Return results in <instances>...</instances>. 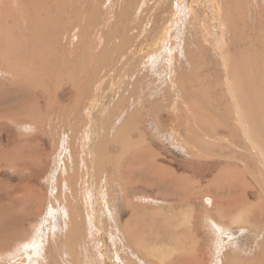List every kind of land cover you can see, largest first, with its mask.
I'll use <instances>...</instances> for the list:
<instances>
[{
  "label": "rangeland",
  "instance_id": "rangeland-1",
  "mask_svg": "<svg viewBox=\"0 0 264 264\" xmlns=\"http://www.w3.org/2000/svg\"><path fill=\"white\" fill-rule=\"evenodd\" d=\"M0 103V264H264V0H0Z\"/></svg>",
  "mask_w": 264,
  "mask_h": 264
},
{
  "label": "bare ground",
  "instance_id": "bare-ground-1",
  "mask_svg": "<svg viewBox=\"0 0 264 264\" xmlns=\"http://www.w3.org/2000/svg\"><path fill=\"white\" fill-rule=\"evenodd\" d=\"M11 34V33H10ZM42 54V53H41ZM36 56V55H35ZM2 58H3V56H2ZM19 69V68H18ZM6 88V87H5ZM11 91V90H10ZM20 91H17V90H15V89H12V93L13 94H18ZM12 93H11V95H12ZM21 93V92H20ZM5 94H6V92H5ZM11 95H10V100L12 101V102H15V98H14V96L13 97H11ZM7 97V96H6ZM16 97V96H15ZM39 99V98H38ZM241 99H242V96L240 95V98H239V102H237V104L238 103H240L241 102ZM5 100V99H4ZM24 102V101H23ZM27 103V102H26ZM1 104V103H0ZM3 104V103H2ZM29 104H30V102H29ZM11 105V104H10ZM19 105H21V104H19ZM15 106V105H14ZM21 106H23V105H21ZM26 107V106H25ZM34 107V106H33ZM8 108H10V107H8ZM10 109H13V106H12V108H10ZM16 111L19 109V106H17L16 105V107L14 108ZM246 110H248V112H249V109H246ZM2 111V110H1ZM0 111V120L1 119H3V117L4 116H7L11 121H14V120H16V119H14V116H13V111H11V115L9 114V110L7 109V108H5V112L6 113H4V112H1ZM247 112V111H246ZM245 111H244V113H246ZM15 113V112H14ZM243 113V111H242V109H240L239 108V110H237L236 111V115H237V117H238V120L242 117V116H245V114ZM247 114V113H246ZM248 115V114H247ZM190 116V115H189ZM249 116V115H248ZM246 117V116H245ZM37 118V117H36ZM35 118V119H36ZM244 118V117H243ZM12 119H14V120H12ZM246 119V118H245ZM262 122H263V120H261V119H255V121H254V125L253 126H249L248 124V126L246 125V120H239V123H240V125H241V128H240V133H241V136H244L245 138H246V140L248 141L247 143H249L250 144V146H251V148H253V150L255 149L256 150V153L258 154V156H259V158H260V160H261V162L264 164V150L263 149H261L260 147V144L258 143V142H255L254 141V139L252 140V138H250V136H249V128L248 127H253V128H255V127H258V125L259 126H261V124H262ZM264 123V122H263ZM226 132H227V130H226ZM3 133V132H2ZM230 134V133H229ZM229 134H227V135H229ZM199 135V134H198ZM216 135H217V133H216ZM248 136V137H247ZM263 135H261L260 137H262ZM229 137V136H228ZM12 142V141H11ZM13 142H14V140H13ZM19 142V141H18ZM30 142V141H29ZM35 142V141H34ZM37 142V141H36ZM26 143H28V142H26ZM8 143H2V142H0V158L2 159L1 160V162H0V165H1V167L2 166H6V165H11V166H9L8 168H13L12 166L13 165H16V163L19 165V163L21 162L22 163V161L24 162H29V164H30V166L33 168V169H35V168H37L39 165H40V162L33 156L34 155V151L33 150H35V149H37V147H38V145H37V147H35V148H33L32 149V151L30 152V154L29 155H27V156H25V155H23L21 158H18V156L17 155H15V157H14V154L13 155H11V152H12V150H11V147L13 146H11V145H7ZM11 144V143H10ZM13 144V143H12ZM32 144V143H31ZM26 146V145H25ZM30 146V145H29ZM260 146V147H259ZM20 147H22L21 145H20ZM247 147V146H246ZM211 148V147H210ZM12 149H14V148H12ZM20 149V148H19ZM248 150V149H247ZM19 151V150H18ZM17 151V152H18ZM134 151V150H133ZM14 152H16V151H14ZM249 152V151H248ZM16 154V153H15ZM137 154V153H136ZM139 154V153H138ZM212 154V153H211ZM251 155V154H250ZM250 155H248L249 157H251ZM19 156H20V154H19ZM135 157H136V155H134ZM14 157V158H13ZM17 157V158H16ZM16 158V159H15ZM133 158V157H132ZM225 158V157H224ZM255 158V157H254ZM253 157H252V160L254 159ZM235 161H236V159H234ZM149 161V160H148ZM161 161V160H160ZM149 162H151V161H149ZM260 162V161H259ZM64 163V162H63ZM66 163V162H65ZM38 164V165H37ZM235 164H237V163H234V166H235ZM22 165V164H21ZM159 165H161L162 166V164L160 163ZM258 166V165H257ZM165 168V167H164ZM235 168H237V167H235ZM3 169V168H2ZM153 169H155V168H153ZM245 169H246V167H245ZM77 170V169H76ZM160 170V169H159ZM165 170H166V168H165ZM35 171V170H34ZM40 171V170H39ZM238 171L239 172H241L242 171V169H238ZM118 172H120V171H118ZM243 172V171H242ZM31 173H32V171H31ZM120 174V173H119ZM69 175V174H68ZM264 175V174H263ZM262 175H260V177H261ZM253 177V176H252ZM191 179V178H190ZM258 182L260 181V180H258L257 178H255ZM244 180V182H245V179H243ZM246 180H248V179H246ZM261 180L263 181V183H264V176H262V178H261ZM261 182V181H260ZM19 185H17V186H20V187H24L25 189H26V191H27V193H26V196L28 197V200H27V202L28 203H32L34 200H36V199H40V198H37L36 196H34V193H36V191L35 192H32V187L30 186V185H28L27 183L26 184H24L23 185V183L21 182V180H18V182H17ZM33 183V182H32ZM263 183H261V184H263ZM31 184V183H30ZM33 185V184H32ZM10 185L9 184H4V183H0V194H1V196H2V194H4L3 193V191L7 188V187H9ZM14 186H16V185H14ZM34 186V185H33ZM208 187H210L211 186V183H209L208 185H207ZM249 186H251L252 187V185H249ZM12 187V186H11ZM233 188H236L235 186H232ZM231 187V188H232ZM248 187V186H247ZM262 187V186H261ZM263 187H264V185H263ZM14 188V187H13ZM250 188V187H249ZM8 189V188H7ZM37 189V188H36ZM261 189V188H260ZM264 190V188H262V191ZM7 191V190H6ZM11 191H12V188H11ZM250 191V190H249ZM193 192V191H192ZM17 193V192H16ZM19 193V192H18ZM20 194L21 193H19V195L18 196H20ZM261 194V197H263L264 198V194L261 192L260 193ZM25 195V194H24ZM124 195V194H123ZM198 195V194H197ZM6 197H7V193H6V195H5ZM245 196V195H244ZM257 196H258V194H257ZM22 197H23V195H22ZM39 197V196H38ZM2 198V197H1ZM3 199V198H2ZM4 199H5V197H4ZM9 200L6 202L5 201V203L7 204L6 206L4 205V203H0V213L2 212V211H4L3 213L4 214H2L1 215V217H0V233L1 232H6V231H8L9 229H11L16 223H15V221L14 220H16L17 218L16 217H14V215H12L11 216V213H9L8 215L7 214H5V211L6 210H10L11 208H12V204L14 203V199H12V198H8ZM19 200H20V202H24L21 198H19ZM41 200V199H40ZM244 202H247V198L246 197H244ZM68 202V201H67ZM211 202V201H210ZM241 202V201H240ZM258 202H260V205H264V199H261L260 197L258 198ZM130 203V202H129ZM234 203V202H233ZM240 204V203H239ZM239 204H238V206H239ZM243 204V206H244V203H242ZM27 205H29V204H27ZM29 206H31V205H29ZM233 206V205H232ZM246 206V205H245ZM22 207V206H21ZM129 207V206H128ZM240 207H241V205H240ZM9 208V209H8ZM32 208V207H31ZM111 208V207H110ZM232 208H234V207H232ZM239 208V207H238ZM242 208V207H241ZM26 209V208H25ZM28 209V208H27ZM12 211H13V209H12ZM26 211V210H25ZM231 211V210H230ZM261 211V210H260ZM32 212H35V210L34 211H32ZM31 212V213H32ZM52 212V211H51ZM240 212H242V211H240ZM15 213V212H14ZM27 213V212H26ZM247 213V212H246ZM33 214V213H32ZM51 214V213H50ZM229 214H231V212H229ZM241 215H237L238 216V218L236 217V221L237 222H241L242 221V213H240ZM225 215V214H224ZM223 215V216H224ZM248 215V214H247ZM17 216V215H16ZM26 216V215H25ZM54 216V215H53ZM225 216H227V215H225ZM185 217V216H184ZM228 217V216H227ZM19 218V217H18ZM29 216L28 217H26V219L27 220H29ZM224 219H227V218H224ZM245 219V218H244ZM230 222V221H229ZM262 222H263V220H262ZM230 223H232V224H235V219H233L232 218V221L230 222ZM263 224V223H262ZM246 225V224H245ZM21 226H22V224H21ZM251 226H253V225H251ZM264 226V225H263ZM17 227V226H16ZM182 227V226H181ZM249 227V226H248ZM15 229V228H14ZM16 230V229H15ZM132 230V229H131ZM6 233H8V232H6ZM11 235V234H10ZM9 235V236H10ZM3 236H5L4 234H3ZM7 236V235H6ZM9 236H8V238H9ZM2 236H0V238H1ZM17 237V236H16ZM71 237V236H70ZM184 237V236H183ZM2 241V240H1ZM12 241V240H11ZM178 241V240H177ZM4 242H5V240H4ZM7 242V241H6ZM10 242V241H9ZM8 243V242H7ZM3 244V243H2ZM9 245V244H8ZM71 246V245H70ZM7 247V246H6ZM31 248H33V251H34V247H35V244H34V246L33 245H31L30 246ZM1 250V249H0ZM2 250H3V246H2ZM6 251V249L5 250H3L2 252H5ZM1 252V251H0ZM25 254H26V252H25ZM70 255V254H69ZM185 255V254H184ZM175 258H176V256H175ZM183 258V257H182ZM184 258H186L187 259V257H186V255H185V257ZM161 260V259H160ZM191 260V259H190ZM190 260H188V261H190ZM171 261V260H170ZM176 261H177V259H176ZM180 262H181V260H179ZM184 261H185V259H184ZM172 262V261H171ZM182 262H183V260H182ZM186 262V261H185ZM172 263H176L175 261L174 262H172ZM191 263V262H190ZM177 264H179V263H177ZM185 264V263H184ZM189 264V263H188Z\"/></svg>",
  "mask_w": 264,
  "mask_h": 264
},
{
  "label": "crops",
  "instance_id": "crops-1",
  "mask_svg": "<svg viewBox=\"0 0 264 264\" xmlns=\"http://www.w3.org/2000/svg\"><path fill=\"white\" fill-rule=\"evenodd\" d=\"M9 107L11 108V106H9ZM38 249L40 250V247L39 246H38ZM37 252L38 251H37V244H36L35 247H34V251H33V253L31 255H35V253H37Z\"/></svg>",
  "mask_w": 264,
  "mask_h": 264
}]
</instances>
